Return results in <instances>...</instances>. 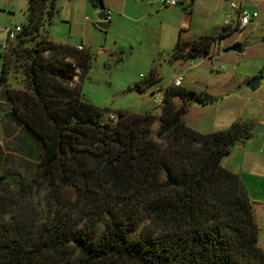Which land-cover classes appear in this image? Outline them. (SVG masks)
<instances>
[{
	"label": "trees",
	"instance_id": "obj_1",
	"mask_svg": "<svg viewBox=\"0 0 264 264\" xmlns=\"http://www.w3.org/2000/svg\"><path fill=\"white\" fill-rule=\"evenodd\" d=\"M57 9V0H27V23L0 52L9 120L41 146L29 177L0 174V264H264L252 202L220 165L249 131L237 123L210 134L189 128L187 99L204 100L173 87L154 133L149 113L100 121L64 62L84 73L91 55L46 40ZM213 40L178 41L172 57L207 56ZM64 185L77 197L55 209Z\"/></svg>",
	"mask_w": 264,
	"mask_h": 264
},
{
	"label": "crops",
	"instance_id": "obj_2",
	"mask_svg": "<svg viewBox=\"0 0 264 264\" xmlns=\"http://www.w3.org/2000/svg\"><path fill=\"white\" fill-rule=\"evenodd\" d=\"M230 2H239L242 9L250 14L256 13L257 17L245 29L240 30L239 13L231 10ZM57 7L50 25L55 20L73 22L82 13H88V7L93 9L96 17L103 10L110 11L109 27L118 20L143 24L141 33L144 41L130 45L131 48L139 45L148 59V75H140L143 82L139 86L145 88L147 85H157L152 96H163L164 90L172 87L175 79L181 78V88L200 94L201 100H204L198 102L191 97L187 99L189 105L184 122L189 128L202 134H210L226 130L237 123L249 131L250 136L240 140V146H233L230 153L221 159L220 165L236 175L244 185L259 228L258 240L260 236L264 242V0H181L171 8L164 7L162 0H102V7L99 8L92 7L88 0H57ZM5 8L13 10L14 0H7ZM85 20L89 21L87 17ZM97 22L94 23V28L105 31L96 27ZM25 24L8 25L6 28L21 29ZM49 26L46 31L47 41L74 48L81 46L83 51L91 55L84 40L71 45L49 39ZM200 36L214 39L209 55L195 56L200 57L196 63L193 62L195 57L189 60L172 57L178 41L190 42ZM236 45H240V51H231ZM0 52H3L2 48ZM64 62L74 69L73 84L80 85V77L84 73L71 59H65ZM163 64H168L173 69L167 87L161 86L158 69V65L162 67ZM215 65L221 69L213 71ZM151 71L152 81L148 82ZM253 79H258V83L250 89L248 83ZM9 83L13 88H20L12 80ZM208 99L211 101H207ZM173 101L181 104L179 98ZM0 103L10 106L4 97L2 86ZM157 108L158 113L153 116L158 120L161 107ZM0 115L9 120L10 110L0 112ZM8 122L11 123L10 120ZM255 126L261 129L257 134H252ZM158 127L159 123L155 128L151 127V130L156 132ZM11 138L16 140L13 151L18 156L20 166L27 169L34 166L41 151L38 140L20 127L12 128ZM259 247L264 250V245Z\"/></svg>",
	"mask_w": 264,
	"mask_h": 264
},
{
	"label": "rangeland",
	"instance_id": "obj_3",
	"mask_svg": "<svg viewBox=\"0 0 264 264\" xmlns=\"http://www.w3.org/2000/svg\"><path fill=\"white\" fill-rule=\"evenodd\" d=\"M6 6L7 0H0V27L25 24L26 0H14L13 10H8ZM88 8V13H82L77 20L73 22L55 20L48 28L49 39L55 42L75 45L84 40L87 43L91 56L88 68L80 77L81 100L100 110V121L113 124L118 121L121 112L133 115L157 114L158 108L152 96V91L157 85L138 88L143 82L140 75H148L146 53L139 48V45L130 47L131 44L135 45L144 39L141 33L143 24L118 20L107 30L99 31L94 28V23L97 22L96 14L93 13V9ZM86 17L89 21L85 20ZM4 42L5 35H0V44ZM48 55V52L44 53L45 57ZM158 69L161 86L167 87L173 69L168 64H163L162 67L158 65ZM16 76L19 78L18 75ZM179 101L182 103L180 99ZM10 108L9 104L0 103L1 113L7 112ZM110 117H114V120L111 121ZM8 121L7 117L0 115V174L19 173L29 177V171L20 166L18 156L13 151L16 140L11 138V132L16 126ZM156 126H158L157 119L151 127ZM9 138L11 139L8 140ZM55 196V200H52L53 207L66 209L74 202L77 193L71 185H64ZM258 245H264L260 236Z\"/></svg>",
	"mask_w": 264,
	"mask_h": 264
},
{
	"label": "built area",
	"instance_id": "obj_4",
	"mask_svg": "<svg viewBox=\"0 0 264 264\" xmlns=\"http://www.w3.org/2000/svg\"><path fill=\"white\" fill-rule=\"evenodd\" d=\"M181 0H162L163 6L164 7H175L177 6ZM230 8L232 11H238V28L240 30L245 29L250 22L252 21L253 18L257 17L256 13H248L246 10L241 8V5L239 2H230ZM110 11H104V20L103 22L109 23L110 21ZM228 25V23H227ZM21 32V29L19 27H11V28H6V27H0V35H5V43L2 44L1 48L2 51H5L7 49V42H12L15 40L16 36ZM78 51H83V48L81 46H77L75 48ZM221 68L218 66H213V71H219ZM173 88H181L182 83H181V78H177L173 81L172 83ZM153 102L156 107H162L163 106V96L160 94H155L153 95ZM110 120L113 121L114 117H110Z\"/></svg>",
	"mask_w": 264,
	"mask_h": 264
},
{
	"label": "water",
	"instance_id": "obj_5",
	"mask_svg": "<svg viewBox=\"0 0 264 264\" xmlns=\"http://www.w3.org/2000/svg\"><path fill=\"white\" fill-rule=\"evenodd\" d=\"M97 20L99 22L96 23V27L99 28L100 30H107L109 28V23H105L103 22L104 20V10L101 11L98 15H97ZM231 51H234V52H239L240 51V45H236L234 47L231 48ZM199 56L198 57H195L193 59V62L196 63L198 60H199ZM258 83V79H253L251 80L249 83H248V87L250 89H253ZM259 129H261V127L259 126H255L254 129L252 130V134H257L259 132ZM241 145V141L238 140L236 141L233 146H240Z\"/></svg>",
	"mask_w": 264,
	"mask_h": 264
}]
</instances>
